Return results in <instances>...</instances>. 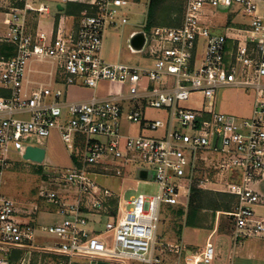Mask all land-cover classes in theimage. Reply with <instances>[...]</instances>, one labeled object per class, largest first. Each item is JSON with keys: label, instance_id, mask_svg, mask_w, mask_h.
I'll use <instances>...</instances> for the list:
<instances>
[{"label": "built area", "instance_id": "built-area-1", "mask_svg": "<svg viewBox=\"0 0 264 264\" xmlns=\"http://www.w3.org/2000/svg\"><path fill=\"white\" fill-rule=\"evenodd\" d=\"M142 1L147 9L139 25L145 29L152 0H95L93 14L83 12L70 33L65 34L61 24L47 43L44 32L28 26L29 14L48 11L47 6L36 7L31 0H0V10L7 16L0 42L15 46L13 55L0 58V81L9 91V96H0V172L11 166L12 155L24 159L28 146L44 147L55 130L67 147L76 149L70 166L48 165L46 157L35 162L49 167L38 195L59 204L64 214L60 222L39 226L19 221L15 201L0 193V264H12L11 250L30 248L39 233L58 240L37 249L58 256L160 264L159 254L165 251L159 235L163 206L181 207L187 214L193 188L210 190L213 185H222V191L236 199L231 211L223 213L233 222V249L239 238L264 237V219L256 216L264 194L252 187L264 179V0H180L181 24L147 28L143 47L133 49L151 59L152 65L107 61L103 57L106 30L129 24L127 14ZM220 6H238L250 19L249 25L214 32L202 16L206 7ZM230 29L235 30L233 36ZM201 39L205 51L198 66ZM32 58L50 60L62 88H28L25 81ZM103 82L124 85L127 92L123 88L111 96L86 100H71L65 93L70 86L96 89ZM153 83L162 86L154 89ZM224 86L256 89L251 118L236 121L215 110L217 92ZM195 94L203 96L202 107L181 105ZM50 96L53 101H47ZM125 101L131 109H123ZM149 109L165 110L167 117H148ZM121 119L164 134H123ZM122 162L137 164L138 180L149 181L139 176L143 170L153 176L158 194L140 193L128 199L125 191H112L97 182L95 176L101 171L121 176ZM65 195H75V200H66ZM85 211L106 215L105 230L90 229ZM216 258L210 234L202 251L187 258L186 264H214Z\"/></svg>", "mask_w": 264, "mask_h": 264}, {"label": "rangeland", "instance_id": "rangeland-1", "mask_svg": "<svg viewBox=\"0 0 264 264\" xmlns=\"http://www.w3.org/2000/svg\"><path fill=\"white\" fill-rule=\"evenodd\" d=\"M143 5L138 6L135 9V12H130L127 14L129 18L128 25L121 27H109L105 33L104 39V47H103V56L110 61H117L118 54L119 60L124 63L136 65V66H150L153 64V61L148 57L140 54L139 52H133L129 43H130V33L132 30L135 31L140 29L134 26L135 23L139 22L143 16L142 13L145 12V2H142ZM144 6V8H143ZM150 6L148 7V23L153 20L155 23L164 22V17L161 11L151 9L150 17H149ZM150 19V20H149ZM238 21L244 22V17H237ZM133 24V25H132ZM151 27V26H150ZM149 26L146 27L150 28ZM123 29V35H121V31ZM264 83V78L262 79ZM107 85L113 87L115 92H118L126 86L121 85L119 83H107ZM161 83H153L152 88L157 89L160 88ZM255 88H237V87H223L219 89L217 98L215 99L217 110L223 113L228 114L230 117H234L236 121H242L247 118H251V116H246L250 111L248 105L250 102L255 100ZM128 103V102H127ZM233 105V107H224L228 104ZM234 103V104H233ZM125 105V104H123ZM181 105L183 107L196 108L200 106V97L198 94H195L190 100L182 102ZM146 116L153 118H162L165 119L167 117V113L165 110H153L149 109L146 111ZM120 131L123 134H131V135H151L157 136L159 134L163 135V130L152 131V130H141V124L132 123L125 119H121ZM69 151L75 153V148H69L65 145V143L61 140L59 134L53 133L48 141H47V154H46V162L51 166H59L65 167L70 164V156ZM123 167V173L121 176L116 175L114 172H99L95 178L97 182L112 191H125V197L130 198L132 195L137 194H145L148 196H153L158 194L159 185L153 179V176L150 177L149 181L138 180L136 177V169L137 164L121 163ZM49 167L44 165L24 160L18 155H12L11 166L4 170L2 176L1 183V193L8 197H13L18 200H32L37 199V191L41 181L43 179V172L48 170ZM207 172V169L203 170ZM49 180L50 178L46 177ZM205 190V189H204ZM206 191V206L205 210H203L201 221L202 226H206L208 228H212L215 216L217 215V211H213L208 208L207 203L218 201L224 205H229L233 207V198L224 192H219L217 190L208 189ZM40 199V198H39ZM95 214V215H93ZM87 214V218L89 219V227L95 230H105V225L108 220L106 215L96 214V213ZM186 215L185 210L183 209V213L180 214L179 219H174L172 207L164 205L160 212V223L159 230H172V228H178L179 231L183 233V230L186 235L187 240L189 241V250L199 249L203 247L205 244V236L207 234V229L203 228H195L192 225L186 224ZM257 218L262 219L257 215ZM180 218L183 219V222L179 223ZM222 230L225 231H233V222L231 218L228 216H222ZM42 243L41 244V242ZM58 239L50 234L39 233L36 237L35 243L37 245L45 246V245H54V241ZM240 243L236 248V253L234 255V264H264V237H242L239 238ZM228 252V241L226 239H222L219 241L217 257L224 260L226 253ZM74 262H78L81 264H87L90 261V258L83 256H75ZM127 264H142L137 261L126 260Z\"/></svg>", "mask_w": 264, "mask_h": 264}, {"label": "crops", "instance_id": "crops-1", "mask_svg": "<svg viewBox=\"0 0 264 264\" xmlns=\"http://www.w3.org/2000/svg\"><path fill=\"white\" fill-rule=\"evenodd\" d=\"M94 1L95 0H31V3L36 7L41 4H44L45 6H47L48 11H45L43 13L31 12L29 14L28 26L33 31L39 30L41 32H44L46 35V42L48 43L52 39L55 38L57 34V29L61 24H62L61 26L63 28V32L65 34L70 33L71 31L76 29L78 25L79 17L83 12L93 14L94 10L92 9V4L94 3ZM151 2L152 3L154 2L156 6L155 10L162 12L163 17H164V22L155 23L153 20H151L152 24L150 22L148 23V26L151 24V27L152 26L175 27L181 24L182 17H183V5L180 0H154V1L152 0ZM141 5H143V3L138 4V6H141ZM138 6H136L131 12L132 13L135 12V9ZM146 9L147 7L145 6V12L142 13L143 18L139 22L134 24L135 27L138 26V28L140 29L136 31L134 29V31L132 30V32L130 33L129 45L132 51H133V48L131 45V39L133 38V36L139 32H142L144 34L147 32V29H143V28L141 29L139 25V23L141 22L143 23L145 20ZM239 16H243L245 21L244 22L238 21L237 17ZM6 17H7L6 14H4L0 10V34H3L7 30ZM202 19L206 23H208L212 27V30L216 33H223L227 27H246L249 25V21H250L248 17L242 15L239 12L238 6H231V7L220 6L216 8L206 7L205 15L202 16ZM230 32H231L230 36H233L235 30L230 29ZM121 35H123V29L121 31ZM2 44L3 43L0 42V46ZM228 45L230 48L232 47L233 45L232 39L228 40ZM204 51H205V41L201 39L198 44V48H197L196 63L198 66L202 62ZM119 55L120 53L118 54L117 61H111V62L120 61ZM2 56H5V55L0 54V58ZM106 60L110 61L108 59ZM25 84L28 88H32L34 86H40V85L50 86L53 89L62 88V86L57 82L56 75H55V67L48 59L39 60L38 58H32V60H30L28 64V68H27ZM224 87H231V86H224ZM240 87L247 88L243 86H240ZM240 87H237V88H240ZM222 88L223 87H221L220 89ZM249 88H252V87H248L247 89ZM7 91L8 90L5 88L3 83L0 81V96H4V94ZM114 91L115 89L107 85L106 82L101 83L100 86L96 89H92L88 87H78V86H70L68 89L65 88V93L68 96V98L71 100H86L96 95L104 96V97L111 96V94L114 95L117 93V92L114 93ZM119 91H121V88ZM124 92H127V87L124 88ZM198 95L200 97V106L198 107H202L204 105V98L202 95L200 94ZM216 98H217V95H216ZM256 98H257V92L255 90V100L248 104L250 105L249 107L250 111L247 113L246 116L253 115V109H254ZM53 100L54 98L52 96L47 98V101H53ZM127 102L128 101H125L124 103L125 105H123L124 107L123 109L125 110H129L132 108L131 104ZM224 107L231 108L233 107V105L231 103ZM214 108L215 110H217L216 102L214 103ZM53 133L59 134L58 131L56 130L53 131L52 134ZM48 139L49 138H47L44 143V147L46 148V154H47ZM74 155L75 154L73 152L69 151L70 164L68 166L72 164V157H74ZM3 172H0V182L1 183H2L1 179L3 176ZM252 187L257 192L264 194V179L254 182ZM214 188H218L216 189L217 191L223 192L222 185L211 186V189H214ZM62 191H63L62 188H60L59 192H61V195L63 197ZM0 193H1V190H0ZM37 195H38V191H37ZM3 196L6 198L13 199L15 201L17 210H18V212L16 213V217L19 221H22V222L31 221L35 225L40 226L42 224H51V223L60 222L61 220L64 219V214L61 212L59 204L52 203L45 198L39 197V195L37 199L26 200V201H23V200L21 201L13 197H8L6 195H3ZM65 197L67 198L66 200H69V201L75 200V195H65ZM35 206H37L38 209H35ZM172 211H173L172 217L174 219H179L180 212L183 211V209L181 207H173ZM219 211H220V214L215 216V221H214L212 228H208L206 226L195 227V228L207 229V234L205 236L204 244L206 243L208 236L212 234V237L214 238L215 243H216L217 250H218V245H219L220 240L226 239L228 241V252L226 253L224 260L217 257L216 260L214 261V264H234V255L236 253V249L235 250L233 249L232 231H228L226 229L225 231L222 230V222L220 221L222 216H226L223 213L227 211L218 210L217 212ZM256 212L259 217L264 219V205L258 206L256 209ZM89 213L93 214V212L85 211V216ZM178 222L179 223L183 222V219L180 218V221ZM185 233L186 232H184V230H183V233L182 231L180 232L178 228H172V230H169V229L159 230V235L161 237V240L163 244H165V251H162L161 254H159V257L161 260L160 264H186L187 258L202 251L204 246L199 249L189 250L190 245L188 244L189 241L187 240ZM55 242L56 241H54L53 243L55 244ZM42 243H44L43 240L41 244ZM41 244L37 245L36 243H34L33 246L27 249L16 248V249L11 250L9 254L10 262L12 264H78V262L76 263L74 262L75 261L74 258H67L65 256H58L53 253L39 251L37 248H42L43 246H41ZM169 245H172L171 250L169 249ZM176 248L181 249V254L178 253V250ZM87 264H127V262H117V261L113 262V261H110L104 258H96V259L90 260Z\"/></svg>", "mask_w": 264, "mask_h": 264}, {"label": "trees", "instance_id": "trees-1", "mask_svg": "<svg viewBox=\"0 0 264 264\" xmlns=\"http://www.w3.org/2000/svg\"><path fill=\"white\" fill-rule=\"evenodd\" d=\"M154 1V0H153ZM156 8L154 2H151L150 10H149V17L151 9ZM150 20V19H149ZM151 22V21H150ZM152 24V22H151ZM149 25V27L151 26ZM15 53V46L10 45L7 43H3L0 46V54L5 55L6 57H9ZM5 97L9 96V91H7L4 94ZM75 158V157H74ZM233 199L235 198L233 195L229 194ZM235 200V199H234ZM234 200H233V206H234ZM206 191L201 188L194 187L191 194L190 204L186 216V224L192 225L194 227H202L201 221L203 220L202 212L205 209L206 206ZM208 208L212 209L213 211L223 210V211H231L233 207H230L229 205H224L218 201L211 202L210 204L207 203ZM183 213V211L180 212V214Z\"/></svg>", "mask_w": 264, "mask_h": 264}, {"label": "water", "instance_id": "water-1", "mask_svg": "<svg viewBox=\"0 0 264 264\" xmlns=\"http://www.w3.org/2000/svg\"><path fill=\"white\" fill-rule=\"evenodd\" d=\"M145 41V34L142 32L136 33L131 39L132 48L140 50ZM24 159L42 163L46 157V148L40 146H28L24 154ZM143 179H150L152 176L147 175V171L143 170L140 175Z\"/></svg>", "mask_w": 264, "mask_h": 264}]
</instances>
